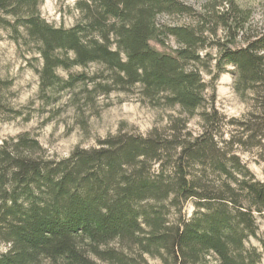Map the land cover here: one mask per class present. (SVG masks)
<instances>
[{"label":"trees","instance_id":"16d2710c","mask_svg":"<svg viewBox=\"0 0 264 264\" xmlns=\"http://www.w3.org/2000/svg\"><path fill=\"white\" fill-rule=\"evenodd\" d=\"M41 0H0L13 32L38 46L42 88L61 79L58 69L102 67V94L137 88L154 106L178 108L165 130L119 132L66 159H49L27 134L0 145V264H261L264 183L236 149L255 150L264 165V33L220 58L236 69L237 92L253 96V110L227 119L204 82L195 27H157L163 12H184L175 0H83L82 22L53 27L39 14ZM230 30L231 11L219 17ZM236 22V21H234ZM239 24L237 30L242 28ZM215 34L214 29L209 30ZM170 35L174 55L149 41ZM235 36V35H234ZM200 43V45H198ZM86 75H70L64 88ZM198 109L200 130L189 120ZM230 126L232 129L225 132ZM193 212L185 216L187 203ZM254 239L258 246L250 243Z\"/></svg>","mask_w":264,"mask_h":264},{"label":"rangeland","instance_id":"374dc122","mask_svg":"<svg viewBox=\"0 0 264 264\" xmlns=\"http://www.w3.org/2000/svg\"><path fill=\"white\" fill-rule=\"evenodd\" d=\"M83 0H41L39 14L53 27L71 28L82 22L77 3ZM184 12H163L156 18L157 27H195L201 20L204 26V43L199 49L202 78L209 85V97L214 89L215 107L227 119H241L253 110L251 93L237 92L235 67L220 58V47L236 50L245 47L264 33V0H175ZM231 11L232 21L227 32L220 26L218 17ZM4 20L10 18L0 15ZM0 19V145L27 134L40 145L43 156L49 159H66L76 147L92 148L98 141L119 132H136L146 135L153 129L163 131L172 118L179 116L178 108L154 106L143 100L137 88L129 92L113 90L102 94L97 83H105L102 67L90 64L85 68L58 69L61 79L54 86L42 88L39 70L42 61L38 46L25 36L23 30L15 33ZM236 21V22H234ZM242 28L237 30L239 24ZM215 31L211 34L209 30ZM235 35V36H234ZM159 53L174 55L181 45L170 35L158 34L149 41ZM200 45V43H198ZM86 75L69 88L64 83L70 75ZM198 109L189 120V130H200ZM232 128L228 126L226 133ZM242 161L254 176L264 183V165L257 161L255 150L236 149ZM194 208L191 202L184 208L189 217ZM259 235L264 231V219H259ZM250 243L258 246L251 239ZM5 246L0 244V251ZM148 264H160L146 257ZM36 264H54L40 259ZM264 264V254L262 262Z\"/></svg>","mask_w":264,"mask_h":264}]
</instances>
